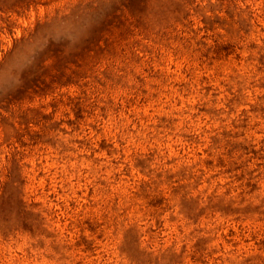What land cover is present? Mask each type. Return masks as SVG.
Returning a JSON list of instances; mask_svg holds the SVG:
<instances>
[{"label":"rangeland","instance_id":"1","mask_svg":"<svg viewBox=\"0 0 264 264\" xmlns=\"http://www.w3.org/2000/svg\"><path fill=\"white\" fill-rule=\"evenodd\" d=\"M0 264H264V0H0Z\"/></svg>","mask_w":264,"mask_h":264}]
</instances>
